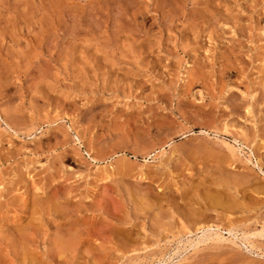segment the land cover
<instances>
[{"label": "rangeland", "instance_id": "1", "mask_svg": "<svg viewBox=\"0 0 264 264\" xmlns=\"http://www.w3.org/2000/svg\"><path fill=\"white\" fill-rule=\"evenodd\" d=\"M0 264H264V0H0Z\"/></svg>", "mask_w": 264, "mask_h": 264}, {"label": "bare ground", "instance_id": "2", "mask_svg": "<svg viewBox=\"0 0 264 264\" xmlns=\"http://www.w3.org/2000/svg\"><path fill=\"white\" fill-rule=\"evenodd\" d=\"M210 199H211V198H210ZM216 228H218V227H216ZM218 229H219V228H218ZM228 231H229V232H232L231 229H229ZM229 232H228V233H229ZM217 233H218V232H217ZM219 233H220V232H219ZM219 233H218L217 236L215 237V239H216L217 241H219V240H221V239L224 238V237L221 235V236L223 237V238H222V237L220 236L221 233H220V234H219ZM236 233H237V232H236ZM234 235H235V234H234ZM202 239H203V238H202ZM202 239H201V242L203 241ZM206 239H210V238H206ZM198 241H199V240H198ZM191 242H192V241H191ZM199 242H200V241H199ZM199 242H197V243H199ZM203 242H204V241H203ZM195 243H196V242H195ZM192 244H193V243H192ZM196 245H197V244H196ZM191 247H192V246H191Z\"/></svg>", "mask_w": 264, "mask_h": 264}]
</instances>
